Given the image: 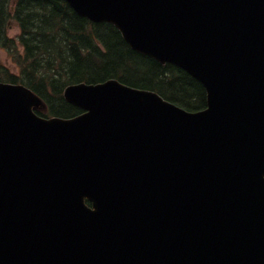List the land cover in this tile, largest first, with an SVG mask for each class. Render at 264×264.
<instances>
[{
	"label": "water",
	"instance_id": "95a60500",
	"mask_svg": "<svg viewBox=\"0 0 264 264\" xmlns=\"http://www.w3.org/2000/svg\"><path fill=\"white\" fill-rule=\"evenodd\" d=\"M67 1L188 73L206 108L108 80L45 120L0 84V264H264V0Z\"/></svg>",
	"mask_w": 264,
	"mask_h": 264
},
{
	"label": "trees",
	"instance_id": "16d2710c",
	"mask_svg": "<svg viewBox=\"0 0 264 264\" xmlns=\"http://www.w3.org/2000/svg\"><path fill=\"white\" fill-rule=\"evenodd\" d=\"M0 0V47L19 67L9 73L0 65V82L23 83L46 104L44 117L71 118L80 110L62 97L70 83L116 78L126 85L157 92L189 111L205 107L202 85L172 64L160 65L129 48L110 25L80 18L61 0ZM10 20L20 27L16 43L7 37Z\"/></svg>",
	"mask_w": 264,
	"mask_h": 264
},
{
	"label": "rangeland",
	"instance_id": "374dc122",
	"mask_svg": "<svg viewBox=\"0 0 264 264\" xmlns=\"http://www.w3.org/2000/svg\"><path fill=\"white\" fill-rule=\"evenodd\" d=\"M19 34V28L17 24L13 23L8 28V36L16 38ZM21 50V49H20ZM12 59L7 55L4 49L0 48V65L7 68L10 73H17L18 67L11 61Z\"/></svg>",
	"mask_w": 264,
	"mask_h": 264
}]
</instances>
